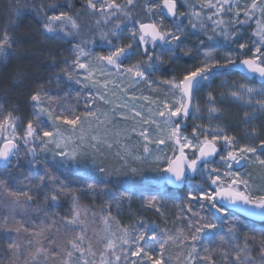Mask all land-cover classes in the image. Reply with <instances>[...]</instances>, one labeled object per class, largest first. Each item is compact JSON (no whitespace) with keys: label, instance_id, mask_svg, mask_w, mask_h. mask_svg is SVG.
<instances>
[{"label":"snow or ice","instance_id":"6c2138e0","mask_svg":"<svg viewBox=\"0 0 264 264\" xmlns=\"http://www.w3.org/2000/svg\"><path fill=\"white\" fill-rule=\"evenodd\" d=\"M6 15L0 264H264V0Z\"/></svg>","mask_w":264,"mask_h":264},{"label":"trees","instance_id":"16d2710c","mask_svg":"<svg viewBox=\"0 0 264 264\" xmlns=\"http://www.w3.org/2000/svg\"><path fill=\"white\" fill-rule=\"evenodd\" d=\"M15 3V0H13ZM16 67H20L23 68L25 70H31L30 68V62L29 61H23V62H18V61H12L10 63V65L3 69L0 70V72H2L3 75H7L8 72L12 71V69L16 68ZM233 79H237L239 78L238 73H234L232 76ZM245 83H250V84H259L258 80L257 81H244ZM220 83V78H217L213 83H212V88L215 89ZM54 87V85H53ZM25 95L26 94H16L13 95L11 97V102L12 103H16V102H20L21 107L22 108H26V101H25ZM87 202V201H86ZM257 226H260V223H257Z\"/></svg>","mask_w":264,"mask_h":264},{"label":"rangeland","instance_id":"374dc122","mask_svg":"<svg viewBox=\"0 0 264 264\" xmlns=\"http://www.w3.org/2000/svg\"><path fill=\"white\" fill-rule=\"evenodd\" d=\"M12 3H14V1L12 0ZM8 4H9V0H0V31H2L4 29V27L7 24L8 21V17H7V13H8ZM41 74L44 76V78H47L48 73L43 72V70H41ZM254 87H259V84H251Z\"/></svg>","mask_w":264,"mask_h":264},{"label":"water","instance_id":"95a60500","mask_svg":"<svg viewBox=\"0 0 264 264\" xmlns=\"http://www.w3.org/2000/svg\"><path fill=\"white\" fill-rule=\"evenodd\" d=\"M258 82H259V81H258ZM256 223H260L258 219L256 220Z\"/></svg>","mask_w":264,"mask_h":264}]
</instances>
